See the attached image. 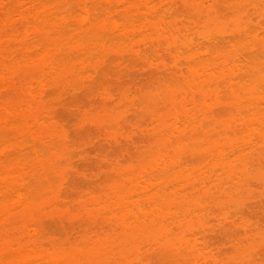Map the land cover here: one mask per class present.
I'll use <instances>...</instances> for the list:
<instances>
[{
	"label": "bare ground",
	"instance_id": "6f19581e",
	"mask_svg": "<svg viewBox=\"0 0 264 264\" xmlns=\"http://www.w3.org/2000/svg\"><path fill=\"white\" fill-rule=\"evenodd\" d=\"M175 1L176 0H0V264H134V262H129L133 260L135 255L139 257H134L137 261L139 259L138 262L135 261V264H149L151 263L149 259L152 258L150 256L153 254L152 256L154 257L156 252H160L161 254L167 252L166 254L168 256L163 254L165 256L163 261L166 262L168 258V260H171L169 262L172 264L176 261H172L175 254L173 255L172 253V255H170V253H168L169 250H165V252H161V250L163 251L166 247L174 250L177 246H179V248L177 247V250H174L178 251L175 255L176 259L178 257L177 255L181 257L183 253L187 256L189 253L187 254L186 252L190 250L193 251V254H191L196 259L195 260L193 258V262H197L198 264V260L201 258V263L199 264H209L207 263V258L205 257L207 255V253H205L207 252V237L205 236L207 235V228L213 229L215 224L212 222V226L210 225L211 220L208 219L209 217H207V215L209 216V213L215 208L218 209V212H220L219 215L218 212L215 210V212L213 211V213H216L215 216L217 218L215 223L219 222L221 224L220 225L218 223L220 226L219 228H222V226L223 229L229 228V226L232 225H230V223H233V218L236 216L243 218V215H245V212L248 209L246 203L247 197L248 199L250 197H254L260 186L264 188V170H260L261 168H264V132H262L264 131V126L261 121L258 122L262 124V128L257 127L260 126V124L256 123V125L254 123L256 121L255 116L257 113L259 114L258 116H261L260 114L263 112L259 113L258 109L255 113H253V110L251 109L253 114H251V112H249L250 114H243L242 112L239 117H241L240 124L243 123V126H232L231 124L228 126L227 123L225 124L226 126L222 125L217 127L216 125V127L213 128L218 129L221 127L224 129V133L221 131V133L225 135L223 137L224 139L222 138L220 140V138H217V136L221 134L220 131H218L219 133L217 131L216 133L212 131V133H207V135H209L207 139H209L207 140V143H204L199 140V138H202L204 126H202L201 131L199 130L201 127L198 128L197 125L199 124L197 123L199 122L197 115L200 112L197 113V111H192V108L190 109L186 107L188 105H185V103L188 101H185V98V103L184 101L181 102V99H183L182 97L180 101L178 100L179 102L174 101L173 98L171 101L172 105L170 104L171 109H169V112L167 111L166 114L163 112V115H161V113H153L154 111L152 112L153 114H148L150 112H148L147 109L144 111L139 110L143 115H153L151 116L153 118L150 117L149 119H154V122H152V124L154 123L153 127L146 130V140L144 138L143 139L145 141L142 140L145 144H142L141 141H134V137H130L127 134L128 132L118 134L109 133L108 139L110 138L114 141L116 146L121 145L119 147L120 150L127 149V146L130 150L129 146L134 145L133 147H135L137 142L141 143L143 146L138 143L136 145V147L140 145L139 148L143 147L139 150V152H137L140 153L143 149L141 151V155H139L140 157H136L138 160H136L135 157V160L133 157V159L130 157V159L123 161L122 158L127 154V149L126 151H122L123 157L115 156L114 160L106 159L104 166L107 169H110L111 172H107V174H105L106 170L105 173H103L106 177V180L104 179L107 182L106 187L104 186L105 188L101 189L102 191L99 190V192L98 190L97 192L88 191V193L86 192L82 195H78V198L75 199V195L77 194L73 192H76L77 188L74 187V176H82V178L84 177L83 179H85V175L88 173H86V171V174L81 172V170H79L76 166L77 164H74L75 159L73 158L75 156H79V158L84 159L86 152L77 151V148L75 147L76 145L70 140V134L66 129V126L58 120L59 117L56 109L58 108V105H66L63 102L65 100L63 99L65 95L75 91L77 92L80 90L81 85L84 84L83 74L85 76V72H87L86 70H88L89 67H86L87 69L83 71L84 73L81 71L80 73L79 71L77 73L72 65L73 57L78 55L81 57L87 56L86 61L95 60L94 63L96 65L93 67H96L98 64H101L100 66L102 67V64L105 66V63L109 62L111 58L110 56L114 55L120 64L127 67V70L136 67L133 60L137 58L136 60L140 59L141 61H144V64L146 62L147 66L144 65L146 67L151 66L152 68V66H155L156 68L157 66V71L158 69H164L163 71L166 73V76L164 77L167 79L172 77L171 75L174 74V71L177 76H182L180 73L182 69L179 67H182L181 64L183 63V59L181 60L182 63H180L179 56L182 55L184 51L186 54L195 52L194 46L196 44L195 43L193 45V41L186 39L184 35L191 33L186 29L189 27L194 28V26H189L192 22L193 25H197V28L195 27L190 30L193 33L194 30H198L200 28H198V26L203 25L205 28L207 26V24H201L202 22L196 18L198 22L200 21L201 25L197 24L198 22L195 20L197 15L196 12L200 13L199 16L203 19L208 16L206 14L211 16L213 14L212 12H216L214 14H217L219 9L216 8L215 3L217 5L219 4L221 6H225L228 2L223 4L225 3V0H220V2H217L219 0H211L212 5L209 4L208 6L211 8V13H209L210 10L207 8V3H209L210 0H208L209 2H207V0L195 1V4L194 2L193 4L191 3L192 6H190V1L189 4H187V2H183L182 0L184 4L186 3L187 8H195V10L192 8L188 11L191 21L189 20L190 24L187 23L189 27L187 26L188 28L185 27V29L182 26L179 27L178 24H176L178 21L176 22L174 20L176 19L174 17H177V14L179 13L173 8L175 3L179 0ZM212 2L215 3L213 4ZM255 3L256 2H254V4ZM254 4L252 3V5ZM176 5L178 4L176 3ZM188 5L190 7H188ZM224 6L223 8L225 9L226 7ZM166 7L168 10H166ZM231 7L233 10L229 11V13L231 12V17H234L229 18L231 19L230 21L227 19L228 16H223V18L225 17V19L228 20L222 19L223 22L219 19V17H216L215 19L218 20L216 22L213 20L216 24H214L211 20L213 25H215L213 27H217L215 31L214 29H211L207 33L206 29L208 27L206 29L203 27V29L201 26L204 32H201L202 34H200V31H196L194 35L196 33L197 34L196 36H193V38H196L199 33L200 36L198 35V38H201L197 39V43L199 41L202 45L201 42L204 41L207 45H205L207 50H209L208 43L210 44V49L215 44L212 51L213 49H216V47L219 51L214 50L213 52L211 51L212 53H210V50L207 51L209 57L214 55L216 52H219L220 55L222 51H225L220 50L222 47H219L220 43L222 45L223 41L228 40L226 41V44L230 46L229 48H231V50L235 45L234 48H236H233L231 51L232 53L229 56L225 55L224 57H221L223 54L218 56L217 53V59H214L215 56H213V60H215V62H217L216 60L219 61L221 58V62H218V64L220 63L221 65L217 64L218 66H216V68L222 69L223 66H226L225 68H229L233 64V69L236 65V69L238 67L240 68V65H243L244 68L248 67L249 70H252L253 68L254 70H258L260 66L259 63H255L256 60L254 59L256 56H254L255 54L253 55V53L257 52L254 51L258 48V46L255 48L256 45L254 46L253 43V46L251 43L250 45L246 43L248 45H245L244 47L242 43L250 40V38L246 40V33H253L254 36H251V40L256 44L259 42V50H262V54L264 55V34H262L263 36H260L263 38L260 39L258 36L259 39H256L258 33L252 31L254 30V26L250 27L252 23L250 25L249 20L251 19L248 18L249 15L246 14V11H243L242 9V11L240 9L237 10L239 12L241 11V16L243 15V17H245V21H243L244 18L240 16L243 19L242 20L237 17V12L235 13L237 15H234V5ZM231 7H227L225 10H230ZM184 8L186 9V6H184ZM212 8H214V10ZM254 9L255 8H253V10ZM259 9L257 8L259 12H264V10ZM192 10H194L195 13H193ZM168 11L171 13L169 12L168 14ZM258 11L255 9L254 12L256 13ZM191 12L192 16L195 15V17L191 16ZM259 12L257 14L260 15L261 13ZM263 12V15L261 14L258 16L261 20L264 19ZM203 13H206V16H204ZM159 14L164 16H162V20L160 22L156 20L159 23H155L157 25L156 27L153 20L155 22V19L159 18L158 16H161ZM169 15L174 21H170L172 18L169 17ZM138 18H142L144 22L140 21L145 24L139 21L141 26L138 25L137 28L135 27L137 25L134 24L136 23L134 21H138ZM165 18L169 20L166 21ZM234 18L238 19V21L241 19V26L244 29L241 28L240 25H237L238 23H236V19L234 20ZM117 19H122V22L121 20L116 22ZM211 19H213V17H211ZM184 20L187 19L184 18ZM219 20L221 21V24ZM233 20L235 21L234 23H236V25L234 24L235 27L233 25ZM106 21L108 23L111 22V24L109 23L110 25H108ZM132 23L135 26H133ZM228 25H231V27H228ZM232 26L233 30H230L232 29ZM131 28L134 31L138 32L139 30L140 32L134 33ZM180 28L184 32L186 30L188 33H183L179 30ZM261 28L264 29L263 25ZM245 29H247L248 32ZM150 30L152 32V36L155 37L157 35L156 38H154L156 42L153 41V38L152 41H149L151 40ZM154 30H161L163 33L161 34L159 31L161 35L159 33L156 34L157 32ZM180 31L184 35H182ZM211 31L214 32L212 33ZM132 32L133 35L130 34ZM147 33L149 35H146ZM177 35L184 40H188L187 43L189 44L183 40H180V42H182V44H180V42H178L179 37H176ZM132 36H134V38ZM146 36L150 37L147 38ZM234 37L235 39L236 37L238 39H236L237 42L234 40L233 45L231 44V46V42H228L230 38L233 40ZM225 38L227 39L224 40ZM241 39L242 41L243 39L245 41L239 43L238 41H241ZM121 40L123 41L121 42ZM176 40L179 45H177ZM200 40L202 41L200 42ZM220 40L223 41L221 42ZM115 41L118 42L115 44ZM172 41H175L176 43ZM119 42L120 44H118ZM170 42L174 44H170ZM199 43L196 44L198 47H200ZM181 45L184 46L182 47ZM238 45L241 46V49L239 48V50H237V47H240ZM192 46L194 49H191ZM248 46H252L251 49L254 48V50L251 51V49L247 48ZM153 48L162 53V55L155 52L156 50L154 51ZM186 49L188 50V53ZM166 50L169 53L167 55H171V57L174 58L175 65H173V67L168 65L169 63L166 61L167 59H163V55L166 54ZM200 50L201 49L198 48L197 51ZM248 50L251 52H248ZM152 52L153 55H160L161 58L158 59L160 60V63L158 60L155 61L156 59L154 60V63H152L153 60L150 61V59H152L150 58V53ZM186 54L184 53L182 56ZM89 55H93L95 59H91L92 57ZM98 55L99 58H97ZM88 57L90 58L88 59ZM198 57H196V59ZM178 58L179 62L177 61ZM190 58L191 57H189V59L187 58L189 62L191 59L193 60L194 57ZM98 59L100 60L99 63H97ZM197 60L198 62L195 63L196 67L194 68H197V64H201L199 59ZM155 62L158 63L155 64ZM90 66L92 67V65ZM118 66L121 65L118 64ZM250 66H252V68ZM172 68H174V70ZM194 68H191L193 69L192 73L199 79L200 71H197L198 73H194ZM230 68L232 69V66ZM244 68L241 67L239 72L237 71V76L235 75L236 73H234L236 69L234 71L232 69L233 72L224 73L226 78H224L223 74H221L220 76L218 75V78L216 79L219 80L221 79V76H223L220 83L226 81V83L230 82L228 84L230 85L231 77H233L232 83L240 77L241 82L238 81L234 84L237 85L249 78L246 82L249 83V81H252L249 83V85H252L254 81H256L255 78L258 77V72L253 70V72L250 73L251 70H244ZM79 69L83 70L85 67L83 66L82 69L81 66ZM201 69H203V67ZM242 69L245 72H243ZM178 70H180L179 74L176 72ZM188 70H190V67L185 71ZM220 71L221 73L225 72L223 70ZM230 73H234V76ZM185 74H187V72ZM193 75L191 76L193 77ZM229 75L231 76L230 78ZM210 76L213 77L214 74ZM171 80H173V78ZM171 80L167 81L172 82ZM201 80H203V78ZM134 81L135 80L130 83H134ZM257 81H261V83L264 82H262L261 78ZM159 82L160 81H158V84ZM197 82H194V84L192 82V85L190 84L191 86L196 84L195 88L192 87L193 89H196L199 87L198 85L204 83L201 81ZM214 83H218V81H215ZM180 84H182V82ZM160 85L159 87H161ZM175 85L176 83L173 81L172 86ZM186 85L184 87H186ZM178 86L176 87L178 88ZM244 86L243 88L245 90ZM169 87L168 89H165H167V91L169 90L171 93L173 89L170 90ZM202 87H204V85ZM239 87L238 90L242 88ZM158 89L157 91L160 92ZM51 90H54V92L51 93ZM185 90L187 91L188 88ZM238 90L236 91L238 92ZM257 90H260L258 86ZM180 91L181 90L178 89L176 92ZM197 91L199 95H201V90L199 89ZM248 91H243L245 93L244 95L249 94L251 95V98H254L252 97L254 94L260 95V92L256 94L255 91H253L255 93L251 91L249 93ZM246 92L248 93L246 94ZM162 93L163 92H161V94ZM238 93H236L237 96L239 95ZM171 94L174 95L175 91ZM176 94L175 96L177 97ZM204 94L207 95L206 92ZM52 95L55 97L52 98ZM72 95H74V93ZM232 95V97L235 98V102L240 101L242 100L241 98H243L241 96L237 97L234 93H232ZM240 95H243V93ZM162 96L160 97L161 100L166 97ZM178 96L179 99V93ZM169 97L172 99V96ZM176 97L175 100H177ZM248 97L245 98L246 102L244 101V104L246 103L245 108H248V106H246L248 103L253 104L251 103L253 100L257 106V102L255 101L257 97L252 101L247 102ZM260 97L261 96L258 97L259 100ZM165 99L167 100V97ZM146 100L147 97L145 101ZM149 101L151 100L149 99ZM150 103L152 104L149 105L150 108L151 106L152 108L153 106L155 108L157 103L155 101L149 102V104ZM252 108L255 109L254 107ZM193 109L197 110L196 108ZM238 110L240 111L241 109ZM211 111L212 110H210V112ZM202 115L205 114L202 112ZM208 115L206 114V116ZM213 115L215 114L209 115L212 120L215 118L220 119L226 117L224 113L223 117L221 114L220 116H215L213 119ZM215 121L217 122V120ZM215 121H209V123L214 125L216 123ZM218 122L220 123L221 121ZM238 122L239 121H237V123ZM201 124L203 125V123ZM211 134L213 136H211ZM222 134L220 136H223ZM215 138L217 139L214 140ZM253 139L258 141L255 142ZM188 140H190V142H188ZM124 142L128 143L124 145L125 148L122 146ZM130 142L132 144H129ZM259 143L261 144L259 145ZM136 147L135 149H137ZM129 150L128 152L131 151ZM109 156L111 157L112 155ZM116 157L122 158L119 160ZM102 160L104 162V159ZM207 160H209L210 164H207ZM102 165L103 164L100 166ZM207 165L209 166V175L207 173ZM102 168L104 170V167H101V169ZM96 184L98 183L96 182ZM100 184H102V181ZM256 186H258V188H256ZM78 191L83 193L82 190L80 191L78 189ZM217 195L222 196L220 198H222L223 201H221ZM212 196L218 199L214 200L213 198L214 203H212L213 201L209 202L214 204H209L210 207L214 206L212 208L209 207V209L207 208L209 206L207 202L212 199ZM221 204L222 206L224 204V206L222 207ZM215 205H217L218 208L215 207ZM149 210H151V212ZM135 211L137 212V215L136 213H134L135 215L133 214ZM178 211L181 212L180 215H176L178 214ZM213 213L210 214L213 215ZM193 214H202V217H198L199 219L197 220L195 219V216L197 215H195L194 220H191V218H193ZM187 218H190V220ZM207 219L209 222H207ZM49 220L52 222L54 221L55 223L58 221L62 228H71L73 229L72 231L76 230L77 233H82L86 236L83 235V241H81L80 244L74 241V243L71 242V239H67V242L65 240H57V238L52 237L46 230V225ZM223 223H225L224 225L227 227H224V225H222ZM234 223H236L235 220ZM207 224H209L210 227H208ZM218 224H216V227ZM255 226L259 227L256 224L253 227ZM174 230H176V232L177 230L179 231L178 235H176V239H174ZM106 231L119 232V234H116L117 236H115L119 237L112 239V237H109L110 235H107ZM171 235H173L174 238ZM190 237L195 239V243L199 239H204L202 244L203 247L201 250H198L200 253H194V251H197L195 248L194 250L190 249V244H192ZM121 241L123 244H117L121 243ZM84 243H87L88 246L84 245ZM181 245H186L187 247H185V249L188 251L185 252V249L182 250L181 248L184 246L181 247ZM115 247L119 249H116V252H110L113 251ZM146 247L151 251L153 248L154 250L155 248H159L160 251L157 249L155 252L153 250V253H150L151 251L149 252V250H146V252H148L144 255L142 254V251L145 250L144 248ZM202 252L206 255H201ZM115 253L118 254V256H112V254ZM124 254L126 256H124ZM130 254H134V256L131 255V259H129ZM197 255L198 257H196ZM128 256L129 258L127 260L126 258ZM141 256L143 257L142 259H144V256L145 259L146 257L149 258V262H144L145 259L142 260L140 258ZM123 257H125V259H123ZM161 257L163 256L161 255ZM203 258H205V263ZM247 258H249L248 261L244 258L246 262H250V264H257L256 260L254 262V259L252 260L250 257ZM180 259L181 261L178 259L177 261L182 263V258ZM260 259L258 261H261ZM192 261L190 260V263H192ZM217 261L215 260L213 264H225L223 260L221 262ZM246 262H240V264H246ZM262 262L263 263L260 264H264V261ZM175 264L179 263L176 262Z\"/></svg>",
	"mask_w": 264,
	"mask_h": 264
},
{
	"label": "rangeland",
	"instance_id": "374dc122",
	"mask_svg": "<svg viewBox=\"0 0 264 264\" xmlns=\"http://www.w3.org/2000/svg\"><path fill=\"white\" fill-rule=\"evenodd\" d=\"M174 1V0H173ZM177 1V0H176ZM175 1V2H176ZM189 1H190V6H192V4H193V2H194V4H195V1L197 2L198 0H183V2H187V4H189ZM213 1H215V0H213ZM229 1H231V0H225V3H223L222 1V3L223 4H226V2H228V3H231V4H226L225 6L224 5H217L215 2H212L213 4L215 3V5H216V8H218L219 10H218V12H217V14H214V13H216V12H212L213 14H212V16L211 15H209V14H206V13H203L204 14V16H206V15H208V16H206V18L204 19H201L200 18V13H197L196 12V17H195V15H193L192 16V12H191V16L192 17H195V20L198 22V20L197 19H199L202 23L201 24H207V26H206V28H205V26H203V25H201L200 24V21L197 23L198 25H201L202 26V28L204 27L205 29H206V31H207V33L212 29H214V31H215V29H217V27H213V26H215V25H213V23H212V21L214 20L215 22L218 20V19H215L216 17H219V19L220 20H222V19H225V17L223 18V16H228V18L227 19H229V18H233L234 16H232L231 17V12L229 13V11H231V10H233L232 9V7L231 6H233L234 5V15H237V14H235L236 12L238 13V15L240 14V12L243 10V11H246V14L247 15H249V17L248 18H250L251 20H249L250 21V25H251V23H252V25L250 26V27H253V29L254 30H257V31H254V30H252L253 32H256V33H258L257 34V38L256 39H261V38H263V37H260V36H263L262 34H264V29H262L261 27H262V25H263V28H264V19H260L258 16H260L261 14H262V12L260 11H258L257 10V8L259 9H261L262 7V9L261 10H264V0H232L231 2H229ZM169 2H171V1H169ZM180 2V3H179ZM182 2V0L180 1H177L176 3L178 4V5H176V3H175V5H174V9L175 10H177V12H179L176 16L177 17H174V18H176V19H174L176 22L178 21V23H176V24H178V26L180 27V26H182L183 28H185V27H187L188 26V24H190L189 23V20L191 19L190 18V16L188 15L189 14V12L188 11H190L193 7H191V8H187V5H186V3L184 4ZM207 2H209L208 0H207ZM217 2H220V0L219 1H217ZM254 2H256L255 4H254ZM192 3V4H191ZM252 3L254 4V5H252ZM260 3V4H259ZM208 5H207V8H209L208 6H209V4L210 5H212L211 4V0H210V2L209 3H207ZM221 4V3H220ZM263 4V5H262ZM184 6H186V9L184 8ZM189 5H188V7H190ZM218 6H221V7H218ZM223 6L224 7H228V8H230L231 7V9L230 10H225L224 8H223ZM261 6V7H260ZM170 7V6H169ZM195 7V6H194ZM213 7H215V6H213ZM167 8V7H166ZM171 8V7H170ZM169 8V9H170ZM215 8V10L217 11V9ZM253 8H255L256 9V11H258L259 13H261L260 15L259 14H257L258 12H254L255 11V9L253 10ZM190 9V10H189ZM194 10H195V8H193ZM213 10H214V8H212ZM238 9H242L240 12L239 11H237ZM259 9V10H260ZM166 10H168V8L166 9ZM173 10V9H172ZM194 10H192L193 11V13H195V11ZM209 10H210V12L209 13H211V8H209ZM163 11H165V10H163ZM165 12H167V11H165ZM169 12L170 11H168V14H169ZM175 12V11H174ZM171 13V12H170ZM264 13V12H263ZM163 14V13H162ZM162 14H159V15H161V16H158L159 18H156L155 19V22H154V20H153V23L155 24L156 22H157V24H159L158 23V21L160 22L161 20H162V16H164V15H162ZM175 14V13H174ZM173 14V15H174ZM187 14V15H186ZM203 14H202V17H203ZM206 14V15H205ZM244 14V13H243ZM166 15V14H165ZM215 15V16H214ZM237 15V17L238 18H244V20L243 21H245V17H243V15L241 16V14L238 16ZM247 15H246V18H247ZM263 15V14H262ZM210 16V17H209ZM241 16V17H240ZM245 16V15H244ZM116 17V16H115ZM166 17V16H165ZM168 17V16H167ZM169 17H171L170 15H169ZM168 17V18H169ZM209 17V18H208ZM211 17H213V19H211ZM118 18V17H117ZM121 18V17H120ZM172 18V17H171ZM184 18L185 19H187V20H184ZM197 18V19H196ZM96 19V18H95ZM105 19H108V18H105ZM104 19V20H105ZM137 19V18H136ZM139 20L138 21H134V22H136V23H134V24H136L137 26H135L133 23V26H135V27H137L138 28V25L139 26H141V24L139 23V21L141 20V21H143L142 20V18L140 19V18H138ZM183 19V20H182ZM192 19H194V18H192ZM227 19H225V20H227ZM236 18H234V20H235ZM241 19H239V21H238V19H236V23H238L237 25L239 26L240 25V27L241 28H243L242 26H241V22H240V20ZM110 20V19H109ZM114 20V19H113ZM121 20V22H122V19H120ZM120 20H116V22H118V21H120ZM156 20H158V21H156ZM165 20L167 21V20H169V19H166L165 18ZM173 20V18H172V20H170V21H174ZM212 20V21H211ZM219 20V21H220ZM224 20V21H225ZM231 19H229V21H230ZM233 20V25L235 24L236 25V23H234L235 21ZM247 20V19H246ZM108 21V20H107ZM106 21V22H107ZM111 21V20H110ZM140 21V22H141ZM170 21H168V22H170ZM187 21V22H186ZM191 21V20H190ZM194 21V20H193ZM213 21V22H214ZM228 21V20H227ZM226 21V22H227ZM238 21V22H237ZM248 21V22H249ZM95 22V21H94ZM113 22V21H112ZM144 22V21H143ZM143 22H141V23H143ZM205 22V23H204ZM207 22V23H206ZM214 22V24H216ZM222 22H223V20H222ZM240 22V23H239ZM108 23V22H107ZM110 24H111V22H109ZM108 23V25H110ZM115 23V22H114ZM188 23V24H187ZM230 23V22H229ZM143 24H145V23H143ZM192 24V25H191ZM189 26H194V28L197 26V25H193V22L191 23ZM210 24V25H209ZM219 24V23H218ZM220 24H221V21H220ZM219 24V25H220ZM227 24H228V22H227ZM231 24V23H230ZM243 24V23H242ZM246 24V23H245ZM248 24V23H247ZM184 25V26H183ZM186 25V26H185ZM232 25V24H231ZM231 25H228V27H231ZM235 25H234V27H235ZM249 25V24H248ZM150 26V25H149ZM148 26V27H149ZM152 26V25H151ZM155 26L157 27V25L155 24ZM161 26H162V24H161ZM188 26V27H189ZM201 26H198V30H194V33L197 31V32H199L200 31V34H202L203 32H204V28L202 29L201 28ZM156 27H154V28H156ZM160 27V26H159ZM181 27V28H182ZM187 27V28H188ZM249 27V28H250ZM181 28L179 29V30H181ZM182 28V29H183ZM193 27H189L188 29H186V30H188V32H191V33H189L188 35L186 34V35H184L183 33H188L186 30H185V32L183 31V30H181L180 32H181V34L182 35H184L185 37H186V39H188V40H191V41H193V45L196 43V44H198L199 43V41H198V43H197V39H200V38H198L200 35H199V33H198V35H197V37L194 39L193 38V36H196V34L194 35V33L192 32V31H190V30H192V29H194ZM197 28V27H196ZM157 29V28H156ZM209 29V30H208ZM230 29V28H229ZM244 29V28H243ZM252 29V28H251ZM262 29V30H261ZM131 30H132V28H131ZM149 30V29H148ZM151 30H152V28H151ZM151 30H150V32H151ZM230 30H233V26H232V29H230ZM247 32H248V30L247 29H245ZM250 30V29H249ZM258 30H260V31H258ZM134 33L136 32V33H138V32H140L139 30H138V32L137 31H134V30H132ZM154 31H156V30H154ZM160 32H161V34L163 33L161 30H159ZM159 31H156L155 33L156 34H158L159 33ZM214 31H211L212 33L214 32ZM133 32L132 33H130V34H132L133 35ZM149 32V33H150ZM202 32V33H201ZM263 32V33H262ZM160 34V33H159ZM160 34V35H161ZM146 35H149L148 33L146 34ZM153 35H154V33H153ZM138 36V35H137ZM142 36V35H141ZM151 36V37H150ZM150 36H148V37H150V39L151 40H149V41H152V38H153V41H155L156 42V40H154V38H156V36L154 37V36H152V32H151V35ZM181 36V35H180ZM184 36H182V37H184ZM245 36H247V38H246V40L248 39V38H250V40H248V41H246V42H243V41H245L244 39H245V37H244V39H243V41H242V39H241V41H238L239 43L240 42H243L242 44H243V46L245 47V45L247 46L248 44L250 45V43H251V45H252V43L254 44V46H255V48L258 46V48H256V50L254 51V52H256V53H253V55L254 56H256L255 57V59L254 60H256L255 61V63H259V68H258V70H254V68L251 70V72L250 73H252L253 72V70L254 71H257L258 72V77H256V78H258V79H256L255 77V80L256 81H254V83L251 85H249V83H251L252 81H249V83L248 82H246V80L248 79L249 80V78H244V79H246V80H244V81H242V83L240 84H237V85H234V84H236V82H241L240 80V77H238L237 79H236V81L234 80L233 81V83H232V78L233 77H231L230 75H229V78L231 77V84L230 85H228L230 82H227L226 83V81H224V82H221L220 83V81H221V79H222V77L225 75L224 73H226V72H231L232 71V69H233V64H232V62H231V66H232V69L229 67H227V68H225L224 66H223V68L222 69H219V68H216V66H218V65H221L220 63L218 64V62H221V58H220V60L218 61V60H216L217 62H215V60H213V56H215L214 57V59H217V57L218 56H220L221 54H223V55H221V57L223 56H225V55H227V56H229L232 52V50H233V48H234V46H233V48H232V50H231V48H229L230 46L228 45V44H226L227 42L226 41H228V40H226L227 38H225L224 40H226V41H223V43H222V45H221V43H220V46L219 47H222V48H220V50H225V51H222V53L219 55V52L217 53V55L218 56H216V53L214 54V55H212V56H210L209 57V55L207 54V51H209L210 50V53H212L214 50L216 51V50H218L219 51V49H217V47H216V49H213V51H212V48L215 46V44H214V46L213 47H211V49H210V44L208 43V46H209V50H207L206 48L207 47H205V45H206V43H204V41H202V40H200V42L202 43V45L200 44V47H198L196 44H195V46H194V48H193V46H192V48L191 47H189V48H191V49H194L195 50V52H190L189 54H186V52L184 51V53L186 54V55H184V56H182V55H180L179 56V58H180V63H182V59H183V63L181 64V66L182 67H179L180 69H182V71L180 72L181 74H182V76H183V78H182V76L181 75H176L175 74V71H174V74L173 75H175V76H173V75H171L172 77L170 78V79H167L166 77H164V76H166V73H165V71H163V70H159L158 69V71H157V66H156V68H155V66H152V68H151V66L150 67H146L147 65H146V62H145V64H144V61H141L139 58V60H136L137 58H135L134 59V57H133V61L135 62V64H136V67H134V68H132V69H128L127 70V67H125L123 64H120V62L118 61V59L114 56V55H112V56H110L111 58H110V60H109V62L108 63H105V66H103V64H102V67L99 65H97L96 67H93L94 65H96L94 62H95V60H88V61H86V59H87V56H85V57H81V56H75V57H73V59H72V65L74 66V68H75V71H77V73H78V71H79V73H80V71L82 72V73H84L83 71L84 70H86L87 68L86 67H89L88 68V70H86L87 72H85V76H84V74H83V78H84V84L83 85H81V88H80V90H78L76 93L75 92H73L74 93V95H72L73 93H70V94H67V95H65L64 97H63V99H65L63 102H64V104H66L65 106H62V105H58V108H56L57 109V112H58V120L59 121H61V123H63V125H65L66 126V129L68 130V132H69V134H70V140L76 145L75 147L77 148V151H85L86 152V155H85V160L83 159V158H79V156H75L73 159H75L74 160V164L78 167V169L79 170H81V172H84L85 173V171H86V173H88V174H91V175H85L86 176V178L85 179H83L82 178V176L81 177H78L77 175L76 176H74L75 178V180H73L74 181V187H76L77 189H76V192H73V193H75V194H77V195H75V199L76 198H78V195H82V194H84V193H88V191H96L97 192V190H98V192H99V190L100 191H102L101 189H104L105 187H106V184H107V182L105 181L106 180V177H105V174H107V172L108 173H111L110 172V169H107L105 166H104V164H105V160L106 159H111V160H114L115 158V156H122L123 157V153H122V151H126L127 149H128V146H127V149H125V150H120V146L121 145H119V146H116V143L114 142V141H112L110 138V140L108 139V134L110 133V134H112V133H116V134H118V133H127L130 137L132 136V137H134L133 138V140L134 141H141L142 142V144H145V142L143 143V141H145L146 139V136H147V131L146 130H149V129H151L152 127H153V124H152V122H154V119L153 120H151V119H149L151 116H153V115H148V116H146V115H143L142 113H140V111H144V110H148V112H150V113H148V114H151L153 111V113H157V114H160L161 113V115H163L164 113L166 114L167 113V111L169 110V109H171V101L173 100V98H174V101H180V99L183 97V99H181V102L182 101H184L185 100V98H186V100L185 101H188V102H186L185 103V101H184V103H185V105H188V106H186V107H188V108H192V111H197V113L198 112H200V113H198V115H197V119L199 118V122H197V123H199V124H197L198 125V128H200L199 130H201L202 129V126H204V128H203V135H202V138L200 139L199 138V140H201V142H204V143H207V140L209 139H207V137L209 136V135H207V133H209V132H211L212 133V131H214V133H216V131L218 132V131H220V133H221V131H222V133H224V129L223 128H221V127H219L218 129L217 128H213V127H216V125H217V127L218 126H222V125H225L226 123H227V125L228 126H230V124L232 125V126H234V125H241V126H243L242 124L243 123H241L240 124V118L241 117H239L240 116V114H242V112H243V114H245V113H249V112H251V114H253V113H255V112H257V109H258V111H259V113H261V112H263L264 113V55L262 54V50H259V42H257V44L256 43H254V42H252V38H251V36H254V34L253 33H251V32H249V33H246V35ZM258 36H259V38H258ZM133 38H134V36H132ZM139 37H140V35H139ZM143 37V36H142ZM147 37V36H146ZM147 37V38H148ZM177 38L179 37V35H177L176 36ZM176 37H175V39H176ZM131 38V37H130ZM132 38V39H133ZM135 38H136V36H135ZM159 38H161V37H159ZM159 38H157V39H159ZM233 38V37H232ZM232 38H230V40H229V42L228 43H230V45L232 44L233 45V42H234V40H236V39H238L237 37H236V39H235V37H234V39L232 40ZM253 38H255V37H253ZM131 39V40H132ZM228 39H229V37H228ZM134 40V39H133ZM139 40H140V38H139ZM163 40V39H162ZM180 40H183V41H185L186 43H187V41L188 40H184V39H182L181 37H179V40H178V42H180ZM196 40V41H195ZM118 41H120V40H118ZM118 41H115L114 43L116 44ZM123 40H121V42H122ZM128 41V40H127ZM137 41H138V39H137ZM141 41V40H140ZM148 41V40H147ZM221 41V40H220ZM221 41V42H222ZM255 41V40H254ZM258 41V40H257ZM262 41V40H261ZM133 42H136V41H133ZM172 42H175V41H172ZM176 42H177V40H176ZM175 42V43H176ZM178 42H177V45H179L178 44ZM206 42V41H205ZM236 42H237V40H236ZM235 42V43H236ZM128 43V42H127ZM129 43H131V42H129ZM186 43H184V44H186ZM218 43V44H219ZM238 43V44H239ZM246 43H248V44H246ZM118 44H120V42L118 43ZM167 44V43H166ZM170 44H174V43H171L170 42ZM180 44H182V42H180ZM187 44H189V43H187ZM186 44V45H187ZM204 44V45H203ZM168 45V44H167ZM192 45V44H191ZM190 45V46H191ZM217 45V44H216ZM231 45V46H232ZM237 45V44H236ZM241 45V44H240ZM240 45H238V46H240ZM174 46V45H173ZM176 46V45H175ZM182 46V45H181ZM184 46V45H183ZM182 46V47H183ZM189 46V45H188ZM197 46V47H196ZM207 46V45H206ZM218 46V45H217ZM243 46H242V48H243ZM253 46V45H252ZM252 46H248L247 48L248 49H251V47ZM250 47V48H249ZM179 48H180V46H179ZM198 48L199 49H201L200 51H197L198 50ZM236 48V47H235ZM234 48V49H235ZM238 49L237 50H239V48L241 49V46L240 47H237ZM154 49V48H153ZM145 50H146V48H145ZM156 49H154V51H155ZM165 50V49H164ZM187 50V49H186ZM193 50V51H194ZM247 50V49H246ZM254 50V48L253 49H251V51H253ZM153 51V52H154ZM197 51V52H196ZM212 51V52H211ZM235 51V50H234ZM251 51H249L248 50V52H251ZM150 52V51H149ZM153 52L152 53H150V58H152V59H150V61H152L153 60V62L152 63H154V60L155 61H157L158 59H160L161 57H160V55L158 56V54L160 53L159 51H155V52H157L158 54H156V55H153ZM154 52V53H155ZM200 52H202V53H200ZM187 53H188V50H187ZM196 53H197V55H196ZM94 54V53H93ZM96 54H99V53H96ZM161 55H162V53H160ZM167 54H169L168 52H167V50H166V54H164L163 55V59L165 58V60L169 63L168 65H170L171 67H173V65H175V61H174V58L173 57H171V55H167ZM194 54H195V56L196 57H198L197 59H199V61L201 62V64H197L198 66H197V68H194V67H196L195 65V63H197L198 62V60L196 59V57L194 56ZM249 54H252V53H249ZM83 55V54H82ZM90 56V55H89ZM94 56H96V55H94ZM155 56V57H154ZM194 57L193 58V60L191 59L190 60V62H189V57ZM207 56H208V59H207ZM254 56H253V58H254ZM80 57V58H79ZM90 57H92L91 59H95V57H93V55L92 56H90ZM90 57H88V59L90 58ZM212 57V58H211ZM83 58V59H82ZM97 58H99V55H98V57ZM96 58V59H97ZM179 58H178V62H179ZM188 58V59H187ZM212 59V60H210V59ZM188 61H187V60ZM195 59V60H194ZM259 59V60H258ZM132 60H131V62H132ZM92 61H93V63H92ZM99 59H98V62L97 63H99ZM107 61V60H106ZM111 61V62H110ZM115 61V62H114ZM160 60H158V62H159ZM208 61V62H207ZM119 62V63H118ZM157 62V63H158ZM215 62V63H214ZM133 63V62H132ZM156 62H155V64H157ZM160 63V62H159ZM174 63V64H173ZM118 64L119 65H121V66H118ZM184 64V65H183ZM189 64V65H188ZM192 64V65H191ZM208 64V65H207ZM218 64V65H217ZM90 65H92V67L90 66ZM141 65V66H140ZM143 65V66H142ZM144 65H146V66H144ZM235 65V64H234ZM81 66H82V69H83V66L85 67V69H83V70H80L79 68H81ZM184 66V67H183ZM229 66V65H228ZM125 67V68H124ZM141 67V68H140ZM190 67V70H188V71H185V70H187V68H189ZM203 67V69H201ZM205 67V68H204ZM220 67V66H219ZM236 67H237V65L234 67V69H233V71L236 69ZM241 67H243L244 68V66L242 65H240V68ZM251 68H252V66H250ZM249 67V68H250ZM73 68V67H72ZM73 68V69H74ZM149 68V69H148ZM178 68V69H179ZM191 68H194V73H198L197 71H200L199 73H200V77H199V79H198V77H195L194 75H193V69H191ZM207 68V69H206ZM239 68V67H238ZM236 69L235 71H234V73H236L235 75L237 76L238 75V72H239V70H240V68L239 69ZM126 69V70H125ZM152 69V70H151ZM173 70H174V68H172ZM183 69H184V71H183ZM199 69V70H198ZM245 69H248V67L247 68H244V70ZM139 70V71H138ZM172 70V71H173ZM203 72H202V71ZM209 72H208V71ZM220 70H223V71H225V72H222L221 73V71ZM249 69H248V71H250ZM155 71V72H154ZM160 71V72H159ZM179 71L180 70H178V71H176V72H178V74H179ZM212 71V72H211ZM232 71V72H233ZM238 71V72H237ZM242 71H243V69H242ZM145 72V73H144ZM167 72V71H166ZM170 72V71H169ZM184 72V73H183ZM187 72V74H185ZM243 72H245V71H243ZM242 72V73H243ZM256 72V73H257ZM81 73V74H82ZM162 73V74H161ZM192 73V74H191ZM211 73V74H210ZM234 73L232 74V73H230L231 75H233L234 76ZM241 73V74H242ZM256 73H254V74H256ZM260 73V74H259ZM152 74V75H151ZM212 74H214V76L212 77V76H210V75H212ZM221 74H223V76H221V79H219V80H217L216 78H218L217 76L219 75H221ZM253 74V75H254ZM139 75V76H138ZM160 75V76H159ZM191 75H193V77H194V79L196 80V79H198V80H194L193 79V77L191 76ZM202 75V76H201ZM243 75H244V73H243ZM248 75V74H247ZM246 75V76H247ZM250 75V74H249ZM148 76V77H147ZM167 76H168V74H167ZM199 76V75H198ZM216 76V77H215ZM239 76H241V75H239ZM245 76V77H246ZM131 77V78H130ZM189 77V78H188ZM252 77V76H251ZM261 78V80H262V82L263 83H261V81H257V80H259L260 78ZM133 78V79H132ZM159 78V79H158ZM163 78H166V79H163ZM173 78V80H171ZM187 79V81H186V79ZM203 78V80H201ZM224 78H226V76H224ZM229 78H227V79H229ZM235 78V77H234ZM132 81H131V80ZM158 79V80H157ZM192 79V80H191ZM133 80H135L134 81V83H130V82H133ZM156 80H157V82H156ZM167 80H171L172 82H170V81H167ZM190 80V81H189ZM223 80H226V79H223ZM222 80V81H223ZM253 80V79H252ZM87 81V82H86ZM158 81H160L159 82V84H158ZM173 81H174V83H176V85L175 86H172L173 85ZM182 82V84H180L181 82ZM184 81H186V82H184ZM193 82V84H194V82H197V81H201V82H204L203 84L201 83V85L203 86L204 85V87H202L201 85H198L199 87H197L196 89H193V88H195V85H193V86H191L192 85V82ZM213 81V82H212ZM215 81H218V83H214ZM228 81H230V80H228ZM185 84H184V83ZM86 83V84H85ZM198 83V82H197ZM200 83V82H199ZM209 83V84H208ZM248 83V84H247ZM160 84H162V85H160ZM169 84H170V87H169ZM187 84V85H186ZM189 84V85H188ZM191 84V85H190ZM208 84V85H207ZM233 84V85H232ZM245 84H247V85H245ZM159 85L162 87H159ZM179 85V86H178ZM186 85V87L188 88V90L186 91L185 89H187L186 87H184ZM245 85V86H244ZM260 85V86H259ZM261 85H263V86H261ZM176 86H178V88L176 87ZM181 86H183V87H181ZM206 86V87H205ZM242 87L241 89H243V90H238V87ZM243 86L245 87V90H244V88H243ZM257 86L259 87V89L260 90H257ZM158 87H159V89H158ZM168 87H169V89L170 90H172L173 89V93H174V91H175V94L177 95V97L175 96V94L173 95V94H171L170 92H169V90L167 91V89H168ZM190 87V88H189ZM193 87V88H192ZM239 87V88H240ZM158 90H160V92L159 91H157V89ZM161 88V89H160ZM165 88H167V89H165ZM182 88V89H181ZM185 88V89H184ZM192 88V89H191ZM155 89H156V91H155ZM175 89V90H174ZM181 90L180 92H176L177 90ZM201 90V95H199V93H198V91L197 90ZM249 91H248V90ZM252 89V90H251ZM257 90V91H255V90ZM196 90V91H195ZM236 90H238V92L236 91ZM233 91V92H232ZM234 91H236V92H234ZM245 91H248L249 93H250V91L251 92H253V91H255L256 92V94L258 93V92H260V95L259 94H257V95H255L254 94V96H252V97H254V98H256L255 99V101L257 102V106H256V103L254 102V98H251L250 96L251 95H244L245 93L244 92ZM54 92V90H51V93H53ZM161 92H163L162 94H161ZM169 92V93H168ZM193 92H195V93H193ZM200 92V91H199ZM206 92V94L207 95H205L204 93ZM248 92H246V94L248 93ZM255 92H253V93H255ZM178 93H179V95H180V98L178 99ZM198 93V94H197ZM232 93H234L236 96H237V94L236 93H238L239 95L238 96H241V97H243V98H241L242 100H240V101H237V102H235L234 100H235V98H233L232 96ZM243 93V95H240V94H242ZM164 94V95H163ZM167 94H168V96H167ZM170 94V95H169ZM196 94V95H195ZM252 94V93H251ZM262 94V95H261ZM156 95H157V98H156ZM163 95V96H162ZM184 95H186V96H184ZM195 95V96H194ZM202 95H203V97H202ZM215 95H217V96H215ZM261 96L260 97V100L258 99V97L259 96ZM57 96V95H56ZM144 96V97H143ZM155 96V97H154ZM158 96H159V98H158ZM167 97V100L164 98V99H162L161 100V98L160 97ZM169 96H172L171 98L172 99H170V97ZM201 96V97H200ZM237 96V97H238ZM246 96V97H245ZM250 97V99H249V97ZM263 96V97H262ZM55 96L54 95H52V98H54ZM146 97H147V100H148V102H147V100L145 101V99H146ZM175 97H176V99L177 100H175ZM217 97V98H216ZM248 97V99H247V102L248 101H252L251 103H253V104H250V103H248V105H246V106H248V108L246 107L245 108V104H244V101L246 100L245 98H247ZM156 98V99H155ZM262 98V99H261ZM149 99L151 100V101H149ZM170 99V101L168 102V100ZM210 99V100H209ZM213 99V100H212ZM237 99V98H236ZM240 99V98H239ZM238 99V100H239ZM155 101L157 104L155 105V108H154V106H153V108H152V106H151V108H150V106L149 105H152L151 103L149 104V102H153V101ZM158 100V101H157ZM164 100V101H163ZM178 101V102H179ZM261 101H263V102H261ZM228 102V103H227ZM241 102V103H240ZM246 102V101H245ZM260 102V103H259ZM140 105H139V104ZM148 103V104H147ZM188 103V104H187ZM67 104H68V106H67ZM171 104V105H170ZM179 104V103H178ZM255 104V105H254ZM158 105V106H157ZM161 107H160V106ZM214 105H215V107H214ZM253 105V106H252ZM260 105V106H259ZM142 107V109H141V107ZM222 106V107H221ZM251 108H250V107ZM225 107V108H224ZM228 107V108H227ZM240 107V108H239ZM252 107H254L255 109H253ZM258 107H260L261 108V110H260V108H258ZM149 108V109H148ZM161 108V109H160ZM193 108H196L197 110H195V109H193ZM212 110L211 112H210V110ZM212 108V109H211ZM216 108V109H215ZM79 109V110H78ZM156 109V110H155ZM158 109V110H157ZM225 109H226V111H225ZM238 109H241L240 111L238 110ZM251 109L253 110V113H252V111H251ZM140 110V111H139ZM150 110V111H149ZM160 110H161V112H160ZM219 110V111H218ZM230 110H231V112H230ZM232 110H233V112H232ZM235 110H238L239 111V114H238V111H235ZM263 110V111H262ZM138 111H139V113H138ZM156 111V112H155ZM158 111V112H157ZM215 111H216V113H215ZM146 112V111H145ZM164 112V113H163ZM169 112V111H168ZM202 112H203V114H205V115H202ZM213 112V113H212ZM220 112H221V114H222V117H223V114L225 113V115H226V117L225 118H220V119H217V118H215L214 119V117L215 116H220L221 114H220ZM137 113V114H136ZM152 113V114H153ZM208 113H209V115H212V114H215V115H213V119L214 120H212L211 118H210V116L208 115ZM237 113V114H236ZM260 114L261 116H258L259 114L257 113V115L255 116V118H256V121L254 122L255 124L257 123V124H260V122H258V121H261L262 122V124H263V126H264V114ZM206 114L209 116H206ZM235 114V115H234ZM250 114V113H249ZM156 115V114H155ZM224 115V116H225ZM227 115H229V116H227ZM233 115H234V118H233ZM143 116V117H142ZM201 116V117H200ZM262 116H263V118H262ZM229 117H230V119H229ZM238 117H239V119H238ZM260 117V118H259ZM151 118H153V117H151ZM203 121V122H201V121ZM215 120H217V122L215 121ZM235 120H237V121H239L238 123H237V121H235ZM209 121L210 122H212V121H215L216 123L213 125L212 123H209ZM218 121H221L220 123L218 122ZM225 122V123H224ZM201 123H203V125L201 124ZM208 123V124H207ZM214 123V122H213ZM224 123V124H223ZM205 124V125H204ZM207 124V125H206ZM256 124V125H257ZM262 124H260V126H257V127H261L262 128ZM147 125V126H146ZM149 125H151V126H149ZM149 126V127H148ZM226 126V125H225ZM144 127V128H143ZM146 127V128H145ZM151 127V128H150ZM260 128V129H261ZM264 128V127H263ZM214 129H217V130H214ZM263 130V129H262ZM106 131H108V132H106ZM144 131H146V132H144ZM262 132H264V131H262ZM104 133H106V134H104ZM219 133V132H218ZM221 133V134H222ZM145 135V137H144V135ZM220 134V135H221ZM218 135V134H217ZM217 136V138L219 139L220 138V140L225 136V135H223V136ZM211 136H213L212 134H211ZM214 136H216V135H214ZM199 137V136H198ZM141 138V139H140ZM145 140H144V139ZM217 138H215L214 140H216ZM258 138V137H257ZM139 139V140H138ZM224 139V138H223ZM143 140V141H142ZM133 141V142H134ZM253 141H255V142H257L258 140H254L253 139ZM113 144H112V143ZM188 142H190V140H188ZM260 142V141H259ZM111 143V144H110ZM115 143V144H114ZM135 143V142H134ZM138 143V142H137ZM137 143H136V145H137ZM125 144H128L127 142L125 143L124 142V144H122V146H124ZM129 144H132L131 142L129 143ZM138 144H140L141 146H143L141 143H138ZM261 143H259V145H260ZM115 145V146H114ZM118 145V144H117ZM136 145H135V147H136ZM140 145H138V147H136L137 149H135V147H133V146H129V148H130V152H128V150L126 151L127 152V154L129 155H124L125 157H116V158H118L119 160H120V158H122V160L124 161V160H128V159H130V157L132 158H136V157H140L139 155H141V151L143 150H141L140 151V153H137V152H139V150L141 149V148H143V147H140L139 148V146ZM124 148H125V146H124ZM139 148V149H138ZM138 150V151H137ZM135 152H136V154H135ZM131 153V154H130ZM117 154V155H116ZM125 154V153H124ZM109 155H112L111 157L109 156ZM135 155H137V156H135ZM113 157V158H112ZM256 157V156H255ZM78 158V159H77ZM125 158V159H124ZM132 158V159H133ZM135 158H134V160H135ZM83 159V160H82ZM102 159H104V162H103V160ZM136 160H138V158H136ZM101 161V162H100ZM101 164H103L102 166H100ZM207 164H210L209 163V160H207ZM101 167H104V170H103V168L101 169ZM99 168H100V170H99ZM106 168V169H105ZM264 170V168H261L260 170ZM107 170V171H106ZM257 170V169H256ZM260 170H258V171H260ZM105 171H106V173H105ZM207 173H208V175H209V166L207 165ZM99 172H100V174H99ZM85 173V174H86ZM103 173H105L104 175H103ZM95 174V175H94ZM97 174V175H96ZM109 175V174H108ZM92 178H91V177ZM99 176V177H98ZM78 177V178H77ZM88 177V178H87ZM95 177V178H94ZM103 177H105V178H103ZM109 177V176H108ZM100 179V180H98V179ZM83 179V180H82ZM105 179V180H104ZM98 181H102V184H100V182H98ZM96 182L98 183V184H96ZM105 186V187H104ZM73 187V188H74ZM256 188H258V186H256ZM78 189L81 191H83V193L82 192H79L78 191ZM258 189H259V191H258ZM257 189V191H256V194L254 195V197H250L249 199H248V197H247V207H248V209L246 210V212H245V215H243V218H245V219H243V218H241L240 216H236L235 218H233L232 219V221H233V223H230V225L231 226H229V228H231V227H233V228H231V229H229V228H224L223 229V226H222V228H219L220 226H219V224L218 223H215L216 222V220H217V218H216V213H213V211L215 210L216 212H218L219 210L218 209H214L212 212H210V213H213V215H211L210 213H209V216L207 215V217H209L208 219L209 220H211L210 221V225L212 226V222H214V224H215V227L212 229V228H207V235L205 236V237H207L206 238V240H207V252H205V253H207V255L206 254H204L203 252L201 253V255H206L205 257L207 258V263H209V264H213L214 262H215V260L217 261V260H219V261H217V262H221L222 260H223V262L225 263V264H237V261H238V264H240V262H246V261H248V259L249 258H247V257H250V259H254V262H255V260H256V262H257V264H260V263H263L262 261H264V188L262 187V186H260L259 188ZM75 190V189H74ZM85 191V192H84ZM232 192V191H231ZM70 193V192H69ZM72 193V194H73ZM71 194V193H70ZM230 194V193H229ZM233 194V193H232ZM74 195V194H73ZM218 196V195H217ZM215 197H216V195H215ZM215 197H213L212 196V199L211 200H209L208 198V205L209 204H211V203H209L210 201H213L212 203H214V200H217L218 198L221 200V201H223V199L222 198H220V197H222V196H218V198L216 199ZM224 197V196H223ZM246 197V196H245ZM213 198H214V200H213ZM254 198V199H253ZM224 199H225V197H224ZM253 199V200H252ZM226 200V199H225ZM251 200V201H250ZM218 202V201H217ZM223 203V202H222ZM226 203V202H225ZM228 204V203H227ZM207 205V206H208ZM211 205H214V204H211ZM219 205H220V203H219ZM221 206H222V204H221ZM223 206H224V204H223ZM222 206V207H223ZM210 207V205L207 207V208H209ZM212 207H214V206H212ZM212 207H210V208H212ZM215 207H217L218 208V206L217 205H215ZM228 207V206H227ZM209 208V209H210ZM219 209H221V208H219ZM227 209V208H226ZM208 210V209H207ZM150 212H151V210H149ZM175 211H177V210H175ZM214 211V212H215ZM208 212V211H207ZM134 213H136V215H137V212L135 211V212H133V214ZM176 213V212H175ZM219 213L220 212H218V215H219ZM173 214H174V212H173ZM181 214V212L180 211H178V214H176V215H180ZM183 214V213H182ZM208 214V213H207ZM132 215V214H131ZM135 215V214H134ZM195 215H197V216H195ZM193 214V218H191V220L193 219L194 220V216H195V219H199L200 217H202V214ZM198 215H200V216H198ZM182 216V215H181ZM210 216H211V218H210ZM213 216V217H212ZM214 216H215V218H214ZM197 217V218H196ZM199 217V218H198ZM220 217V216H219ZM234 217V216H233ZM190 218H187L188 220H190ZM213 218H214V220H213ZM207 219V222H209V220ZM197 220H195V221H197ZM230 220V219H229ZM234 220H235V222L236 223H234ZM231 221V220H230ZM52 221H48L47 222V225H46V230L51 234V236L52 237H55V238H57V240H65L66 242H67V239H71L72 241L71 242H76V243H79L80 244V242L81 241H83L82 239V237H83V235L84 234H80V233H77L76 232V230L75 231H72L73 229H71V228H62L61 226H60V224H59V222L57 221L56 223L53 221L52 223H51ZM254 223V224H253ZM216 224H218V226L216 227ZM225 223H223L222 225H224ZM250 224H252V225H250ZM257 225V226H259V227H253L254 225ZM208 225V227H210V225L209 224H207ZM221 225V224H220ZM236 225V226H235ZM224 227H227V226H225L224 225ZM216 228V229H215ZM259 228V229H258ZM67 229H69V230H67ZM209 229H210V231H209ZM215 229V230H214ZM109 232H111V233H109ZM105 233V232H104ZM106 233H107V235H110L109 237H112V239H116V238H118V237H115V236H117L118 234H119V232H112V231H106ZM109 233V234H108ZM172 233V232H171ZM175 235H174V237H173V235H171L174 239H176V235H178V233H179V231L177 230V232H176V230H174V232H173ZM172 233V234H173ZM117 234V235H116ZM132 234V233H131ZM106 235V234H105ZM106 235V236H107ZM84 236H86V235H84ZM89 237H91V236H89ZM114 237V238H113ZM171 238V237H170ZM127 239V238H126ZM173 239V240H174ZM190 239L192 240V244H190V249H192V250H194V248H195V250H197V251H194V253L196 252V254L197 253H200L198 250H201V248L203 247V241H204V239L202 240V239H199L196 243L194 242V238H192V237H190ZM189 240V239H188ZM205 240V241H206ZM64 241V242H65ZM70 241V240H69ZM129 241V240H128ZM73 242V243H74ZM124 242L126 243V241L124 240ZM195 243V244H194ZM117 244H123V242L121 241V243H117ZM116 244V245H117ZM128 244H129V242H128ZM128 244H127V246H128ZM84 245H87V243H84ZM178 245V244H177ZM176 245V246H177ZM88 246V245H87ZM182 246H184V247H182ZM189 246V245H188ZM178 248H179V246H177ZM177 247H176V249L174 248V250H177ZM181 249L183 250V249H185V247H187L186 245H181ZM116 249H119V248H117V247H115V249L113 250V251H110V252H116L117 250ZM145 250H143L144 251V253H143V251H142V254H144L145 255V253H147L146 252V250H149L147 247L146 248H144ZM157 249H159V248H155V250H154V248L152 249V251L151 250H149V252L150 253H153V250H154V252L157 250ZM188 249H189V247H188ZM165 250L167 251V250H169L168 251V253H170V255H172V253H173V255L175 254L176 255V253H178V251H174V250H172V249H169V247H166L163 251L161 250V252H165ZM180 250V249H179ZM181 250V251H182ZM159 251H160V249H159ZM186 251H188L187 249H185V252ZM167 252H165V253H163L164 255L166 254ZM188 255L186 256L185 255V253H183V255H185V256H179V255H177L178 257H177V259L178 260H180L181 261V259L180 258H182V263L180 262V261H177V259H176V256L174 255V257L172 258L173 260L172 261H175V263L176 262H178L179 264H197V262H193L192 261V259L194 258L193 257V251H188V252H186ZM192 253V254H191ZM111 254V253H110ZM157 254H159V255H157ZM161 253L159 252V253H157L156 252V255L153 257L152 255L150 256V257H152L151 259H149V258H147L146 257V259H145V256H144V259H142L143 257L141 256L140 258L142 259V260H144V262L146 261V262H149L148 261V259L150 260V262L151 263H149V264H155V263H157V264H167V263H170L171 264V262H169V261H171V260H168V258H167V260H166V262L165 261H163L164 259H165V256L163 255V254H161L163 257H161V255H160ZM190 254H191V256H192V258H191V256H190ZM129 255V254H128ZM131 255L132 256H134V254H130V258H129V256L126 258L127 260H128V258L129 259H131L132 257H131ZM146 255H148V254H146ZM181 255V254H180ZM111 256V255H110ZM112 256H118V254H112ZM124 256H126L125 254H124ZM157 256V257H156ZM160 256V257H159ZM166 256H168L167 254H166ZM195 256V255H194ZM246 256V257H245ZM134 257H138V256H134ZM133 257V260H129L130 262L129 263H133L134 262V264H135V261H137L135 258ZM159 257V258H158ZM171 257V256H170ZM190 257V258H189ZM196 257H198V255L196 256ZM139 258V257H138ZM160 258H161V260H160ZM185 260H184V259ZM187 258V259H186ZM242 260H241V259ZM244 258H246L245 260H244ZM261 258V259H260ZM123 259H125V257H123ZM155 259V260H154ZM169 259H171V258H169ZM195 259V258H194ZM193 259V260H194ZM204 259V263H205V258H203ZM240 259V260H239ZM261 260V261H258V260ZM157 260V261H156ZM190 260L192 261V263H190ZM196 260V259H195ZM199 260H200V262H199ZM198 260V264L199 263H201V258ZM138 261H139V259H138ZM137 261V262H138ZM154 261H156V262H154ZM189 263H188V262ZM249 261H251V260H249ZM123 262H124V260H123ZM127 262V261H126ZM136 262V263H137ZM236 262V263H235ZM125 263V262H124ZM128 263V262H127ZM174 262L172 263V264H175ZM248 262H246V264H247ZM220 264V263H219ZM243 264V263H242ZM248 264H250V262L248 263ZM254 264V263H253Z\"/></svg>",
	"mask_w": 264,
	"mask_h": 264
}]
</instances>
